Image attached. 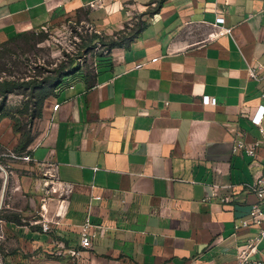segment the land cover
Returning a JSON list of instances; mask_svg holds the SVG:
<instances>
[{"label": "crops", "instance_id": "crops-1", "mask_svg": "<svg viewBox=\"0 0 264 264\" xmlns=\"http://www.w3.org/2000/svg\"><path fill=\"white\" fill-rule=\"evenodd\" d=\"M129 22L127 44L90 43L83 63L47 77L27 134L0 118V147L31 159L13 164L28 171L15 191L40 204L32 171L48 164L71 186L48 232L3 221V264H236L256 234L234 224L264 176V116L252 122L264 79L248 75L264 73V0H0V42L66 23L105 39ZM45 208L53 219L55 195ZM254 259L264 264V244Z\"/></svg>", "mask_w": 264, "mask_h": 264}, {"label": "rangeland", "instance_id": "rangeland-1", "mask_svg": "<svg viewBox=\"0 0 264 264\" xmlns=\"http://www.w3.org/2000/svg\"><path fill=\"white\" fill-rule=\"evenodd\" d=\"M74 36H78V41L73 46ZM94 36L98 38V35L90 32L85 25L70 24L67 26L66 23L60 26L46 27L45 30L33 32L14 40L0 42V82L34 80L37 84L35 87L38 86L36 90L33 85H30L17 87L5 95L0 94V118L4 115L8 116L14 121V127L16 126L23 134H27L32 129L38 93H40L39 91L44 92L43 87L47 77L54 74V70L60 68L61 65L66 66L80 58L84 60L88 54L85 47ZM97 40H101L102 43L104 41L100 36ZM23 156L26 155L18 151H7L0 147V237L5 219L20 214L18 219L21 223H27L29 218H34L37 221L40 219L41 205L48 204V199L51 198L42 190L39 195L41 197L39 204L38 199L32 195L26 194V197L23 198L20 191H15L17 178L21 175L26 176L28 173L25 169H15L13 165L16 162H24ZM32 172L39 184L41 183L40 188H42L43 180L46 179L42 177V171L38 169L36 174L35 171ZM43 199H47V201L44 202ZM34 200L37 203L35 206ZM37 206L39 209L35 208ZM19 208L25 210L17 212L16 209ZM2 245L0 239V251L3 249ZM0 264H3L1 257Z\"/></svg>", "mask_w": 264, "mask_h": 264}, {"label": "built area", "instance_id": "built-area-1", "mask_svg": "<svg viewBox=\"0 0 264 264\" xmlns=\"http://www.w3.org/2000/svg\"><path fill=\"white\" fill-rule=\"evenodd\" d=\"M98 5V4H96ZM72 23H67L69 26ZM83 25V24H81ZM90 32L95 33L94 29L90 26L85 25ZM133 28V23L129 22L128 25L122 31V35H126L129 31ZM46 27H43L42 30H45ZM77 33V32H76ZM102 37L98 35V37ZM114 40L120 37V35L113 36ZM74 43L73 46L76 44L75 42L78 41V36L73 37ZM95 50H101L104 53L108 52V47L104 45L101 40H97L94 46ZM78 63H83V59H78ZM248 75L253 80H260L264 79V73L259 75L257 73L256 68L250 67L248 68ZM215 100L212 99L211 103H214ZM264 116V107L260 106L257 111L255 112L254 116L252 117V122L255 124H260ZM239 148H243L244 151L248 154L253 156L254 150L251 148H245V146L241 143L235 144L233 146V151H237ZM22 160L29 162L31 159L28 155L23 156ZM47 168L49 171L42 173V177L46 178L43 180L42 183V190L48 196L55 195L57 200V211L55 213V217L53 219H48L47 217V209L45 208L46 204L41 205L40 207V219L35 220V223H38L42 227L43 232H48L50 230L51 223H58L59 219H61L66 212L67 209V196L71 189V186L68 184H62L59 182V179L56 174V167L54 164H48ZM249 189L256 197V203L253 204L249 210V217L245 220H241L239 223L234 224V230H246L250 227H255L257 232L254 236L250 237L244 244L239 248L236 264H260L259 261H256L254 257L259 252V246L264 244V176L257 177L253 184L249 186ZM44 202L47 199H43ZM91 225L88 221H86L80 231V245L83 248H90L92 245V233L90 232ZM78 254V253H76Z\"/></svg>", "mask_w": 264, "mask_h": 264}, {"label": "trees", "instance_id": "trees-1", "mask_svg": "<svg viewBox=\"0 0 264 264\" xmlns=\"http://www.w3.org/2000/svg\"><path fill=\"white\" fill-rule=\"evenodd\" d=\"M118 34L120 35V37H118L117 39L114 40L113 36L118 35ZM133 34H134V28H131L129 33H127L126 35L125 34L122 35V32H119V33L114 34L110 37H107L106 39L103 38L104 39L103 43L107 47H113L116 45L127 44L128 41L132 38ZM97 39H99V37L97 38V36H94L93 38H91L88 41V44L95 42ZM30 85H33V87H35V85H37V84H36V82H34V80H28L27 82H15L12 80L0 82V94L5 95L7 93H10L11 91H13L17 87L19 88L21 86H30ZM4 116H6V115H4ZM15 129L17 130V127ZM8 220L15 221V222L19 221L17 216H14L13 218H10Z\"/></svg>", "mask_w": 264, "mask_h": 264}]
</instances>
